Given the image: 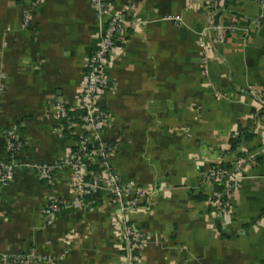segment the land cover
Wrapping results in <instances>:
<instances>
[{
	"label": "crops",
	"instance_id": "crops-1",
	"mask_svg": "<svg viewBox=\"0 0 264 264\" xmlns=\"http://www.w3.org/2000/svg\"><path fill=\"white\" fill-rule=\"evenodd\" d=\"M130 30L100 105L102 139L123 182L144 189L132 211L105 189L82 196L67 160L85 135L60 130L59 103L74 104L86 61L104 34L89 0H0V160L8 134L22 142L0 186V259L123 264L121 226L145 235L141 264H264V9L260 0H110ZM29 21L26 23V16ZM232 25L215 43L217 24ZM231 214L212 215L221 192L202 176L246 155ZM92 162V163H91ZM88 161L89 170L98 169ZM59 165L42 179L32 164ZM59 213L47 219L51 201ZM46 264V263H43Z\"/></svg>",
	"mask_w": 264,
	"mask_h": 264
},
{
	"label": "built area",
	"instance_id": "built-area-1",
	"mask_svg": "<svg viewBox=\"0 0 264 264\" xmlns=\"http://www.w3.org/2000/svg\"><path fill=\"white\" fill-rule=\"evenodd\" d=\"M98 17H106L104 34L100 39L96 50L91 53L86 61V73L80 85L78 96L74 104L59 103L57 105V118L59 121H71L69 113L78 111L79 119L85 135L71 151L67 160V167L71 169L72 186L82 195L96 193L102 188L108 193L109 198L116 203L122 204L127 199L128 206L136 211L139 199L144 195V189L132 182H123L114 172L109 158L114 153L112 145L102 139L103 131L111 124V119L100 101L108 88V79L104 69L115 61L120 52L118 44L124 41L130 30L138 27L139 21L131 19L127 21L122 13L114 10L110 0H89ZM261 8L264 9V0H260ZM26 23L29 15L26 16ZM216 31L214 42H222L227 31H234L232 25L217 24L212 27ZM259 95V94H258ZM257 95L258 101L264 105V98ZM264 119V115L262 117ZM76 123H71L73 128ZM63 126L60 127V130ZM9 140L6 146L7 158L0 160V186H5L13 178L12 161L23 149L22 142L15 138L12 133L8 134ZM254 155H246L240 158L232 169L214 166L201 178L205 185H220L221 192L216 193L212 199V215L223 219L231 214V204L228 198L236 191L239 180L244 174V167ZM95 161L100 171L94 173L88 168V161ZM92 163V162H91ZM30 167L37 171L42 179L50 178L59 165L46 163L32 164ZM60 203L51 200L43 210L47 219H54L59 213ZM146 243L143 233L133 225L123 223L121 226V246L123 264H141L139 251ZM45 257L37 256L34 252L28 255L3 256L0 264H54Z\"/></svg>",
	"mask_w": 264,
	"mask_h": 264
},
{
	"label": "trees",
	"instance_id": "trees-1",
	"mask_svg": "<svg viewBox=\"0 0 264 264\" xmlns=\"http://www.w3.org/2000/svg\"><path fill=\"white\" fill-rule=\"evenodd\" d=\"M80 115H81V113L78 112V111L70 112L69 113V117L72 118V120L71 121H66V120L59 121V123H60L59 127L63 126V131H68L69 130L71 132V134L73 135L74 134V132H73L74 129L70 125L73 122L76 123V124H81V121L79 119ZM82 138L83 137H77V138L75 137L74 140L80 142L82 140ZM99 171H100L99 168L93 170L94 173H98ZM216 186L220 187V189H221L220 185H216Z\"/></svg>",
	"mask_w": 264,
	"mask_h": 264
}]
</instances>
